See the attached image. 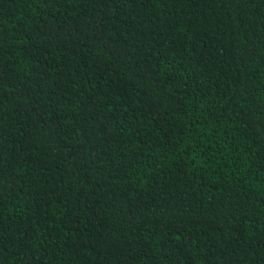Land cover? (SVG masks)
I'll return each mask as SVG.
<instances>
[{
  "label": "trees",
  "instance_id": "16d2710c",
  "mask_svg": "<svg viewBox=\"0 0 264 264\" xmlns=\"http://www.w3.org/2000/svg\"><path fill=\"white\" fill-rule=\"evenodd\" d=\"M0 264H264V0H0Z\"/></svg>",
  "mask_w": 264,
  "mask_h": 264
}]
</instances>
